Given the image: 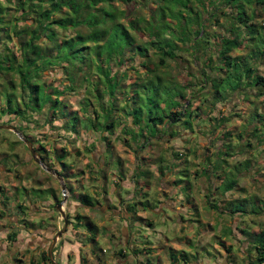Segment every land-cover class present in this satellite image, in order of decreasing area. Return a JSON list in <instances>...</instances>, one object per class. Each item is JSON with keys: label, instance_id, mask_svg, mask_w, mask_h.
<instances>
[{"label": "trees", "instance_id": "trees-1", "mask_svg": "<svg viewBox=\"0 0 264 264\" xmlns=\"http://www.w3.org/2000/svg\"><path fill=\"white\" fill-rule=\"evenodd\" d=\"M187 1L160 0V8L151 5L153 0L0 1V118L36 121L32 117L41 114L46 106L44 124L61 119L57 127L64 133H77L78 126H88L102 149L100 156L105 157L112 152L108 136L113 131V111L120 103L129 109L127 114L139 135L159 133L160 138L168 130L170 136L176 134L172 127L178 124L189 129L192 116H198L205 101L210 105L232 102L236 106L240 101L249 103L252 96L257 106L248 104L252 109L247 120L252 127L248 131L264 139V130L259 129L264 127V20H257L254 9L261 7L264 0H238L244 4H238L241 12L237 14L213 6L215 0H204V5H209L207 13L194 16L183 12ZM223 1L230 4L234 0ZM242 5H250L251 12L246 13ZM122 65L125 68L121 70ZM56 68L67 80L61 89L40 79L41 74ZM223 82L226 84L219 91ZM80 84L84 90L79 108L67 110L60 94ZM16 88L20 93H15ZM194 95L198 100L195 105ZM7 119L0 123H10ZM12 126L21 131L20 126ZM22 136L32 142L41 163L61 176L69 192L67 199L76 198L84 208L102 214L94 207L97 200L91 194H71L67 183L70 166L65 161L70 152L65 146L45 149L39 139L24 132ZM147 136L135 149L144 146ZM126 140H122L123 144ZM84 152L88 153L86 146L75 148L73 154L78 157ZM53 162L59 169L52 167ZM203 164L210 165L206 158ZM229 172L221 185L223 191L235 184ZM57 187L60 189L58 183ZM17 193L23 195L24 187ZM30 194L34 200L52 194L53 201H60L51 188L31 187ZM135 205L131 202L127 208L135 211ZM17 207L25 208L22 204ZM262 209L252 201L249 212L258 214ZM236 211L244 210L236 206L229 212ZM74 219L86 231L93 229L87 240L95 243L90 218L75 211ZM24 220L18 222L31 229L35 226L33 221ZM53 232L48 231L50 235L44 238L50 240ZM242 232L247 257L251 258L248 264H264V228ZM15 236L16 232L10 231L6 238L13 241ZM170 258L175 261L174 255L170 254ZM40 261H48L46 249L41 251Z\"/></svg>", "mask_w": 264, "mask_h": 264}, {"label": "crops", "instance_id": "crops-1", "mask_svg": "<svg viewBox=\"0 0 264 264\" xmlns=\"http://www.w3.org/2000/svg\"><path fill=\"white\" fill-rule=\"evenodd\" d=\"M137 61L135 58V65ZM124 68L122 65L121 70ZM171 69L173 67L169 71ZM40 79L58 89L67 83L60 68L41 74ZM83 90L84 86L80 84L71 91H63L59 99L66 103L67 110H77ZM15 93H20L18 88ZM192 97L193 105L197 104V95ZM207 98L211 99L210 96ZM128 110L120 103L113 111V131L108 136L112 152L105 157L100 156L102 149L95 134L86 125L78 126L77 133H66L67 137L72 136L70 142L76 140L71 144V149L66 147V141L59 142L62 139H59L58 133L63 130L57 126L61 119L44 124L43 115L48 112L46 106L42 107L41 114L32 117L36 121L25 122L11 116L10 123L21 127V131L14 127L19 133L24 132L32 139H37L35 134L32 135L34 130L37 134H43L39 140L44 143L45 149L65 146L69 150L65 161L70 166L67 170L71 176L67 183L71 194L76 196L89 191L97 200L94 207L102 211L98 221L101 224L97 225L95 220L99 216L81 206L76 198L66 199L76 211L90 218L95 228V243L87 240L93 229L92 232L86 231L69 220L71 230L56 241L52 256L56 253L61 259L62 252L66 256L70 250L73 255L70 264H238V260H232L234 245L240 241L247 245L242 229L256 231L264 228V139L249 134L248 129L252 126L247 120L251 107L243 101L236 102V106H232V102L221 101L210 105L205 101L199 108L198 116H192L189 129L178 124L172 127L176 134L170 136L168 130L160 138L159 133L156 136H147L146 132L139 135L138 128L132 125L131 117L127 114ZM126 130L133 133L124 132ZM83 134L86 137L81 138ZM146 136L144 146L135 149ZM123 139H127V143H124L126 146ZM250 144H253V148H261L256 157L248 146ZM84 146L88 153L74 156L75 148ZM14 154L12 152L13 159L9 160L13 165L8 161L4 167L0 165V171L8 170L7 177L14 179V193L24 187L23 195L17 193L15 198L18 204H24V209L29 210L32 206L53 201L52 194L32 199L28 188H51L57 194L55 177L54 185L39 182L23 185L18 178L17 168L25 159L18 160ZM4 156V153H0V158ZM205 158L210 165L203 164ZM244 161L247 164L244 165ZM52 167L59 169L55 162ZM228 170V176L235 178V184L223 191L221 185ZM180 175H186L189 180L184 182ZM252 201L260 208L263 206L258 214L249 212ZM131 202H136L135 211L127 208ZM162 206L171 210L170 220L173 223L170 240L155 228ZM236 206H241L244 211L229 212L230 208ZM195 221L197 231L185 235L183 230ZM142 228L147 229L150 238L134 244L135 234ZM5 229L0 232L2 235L7 233ZM42 229L45 237L50 235L45 234L49 231L47 228ZM99 241L103 242L104 248ZM170 254L174 255L175 261L171 260ZM245 255L247 257V253ZM248 259H251L250 256Z\"/></svg>", "mask_w": 264, "mask_h": 264}, {"label": "rangeland", "instance_id": "rangeland-1", "mask_svg": "<svg viewBox=\"0 0 264 264\" xmlns=\"http://www.w3.org/2000/svg\"><path fill=\"white\" fill-rule=\"evenodd\" d=\"M153 1L154 3H152L151 5L154 4L157 5V7L162 5L160 0H153ZM150 2L151 1H149L148 3ZM204 4H205L204 0H188L186 4V8L183 9V12L191 16H194L195 14L205 15L209 9V5H204ZM238 4H244V3L242 1L234 0L231 1L230 4H225L223 0H215L213 6H217L218 8L223 9L224 11H228V12L233 11L232 13L237 14L238 12H241L239 10L240 5L238 6ZM128 6L131 7V4L129 3ZM249 6L242 5V8L246 13H250L252 10L251 8H248ZM254 9L257 14L256 17L257 20L263 21L264 4L261 7L254 6ZM52 74H56V72ZM225 84H226L225 82L221 84V86L219 87V91L224 87ZM250 97H251L250 102L247 104L251 105V107L254 108L255 106H257V100L256 99L254 100L252 96ZM6 119L11 120V118L7 116H2L0 118V121H5ZM13 124L14 123H8L7 125H13ZM263 128L264 127L260 126L261 130H263ZM58 134L60 135L59 139H62V141L59 142L65 143L64 141H66L67 143L66 147L71 149V144L75 143L76 140L70 142L71 141L70 138L72 136L67 137L66 136L67 134L64 132L61 133L59 132ZM32 135H34L35 138L37 139L43 137V134H37L35 130L32 131ZM82 137H86V135L83 134L81 138ZM247 143L248 142H246L245 144ZM248 146L251 147L254 157H256V155L261 152L260 147L253 148V144H250ZM12 152L15 153L14 155L16 159L18 160H21L22 158L25 159V161L23 163H20V165L17 168L18 169L17 175L19 173L18 178L21 180V183L23 185L26 186L36 182L44 183L45 185H47L48 183H49L48 185L50 184L54 185V183H56L55 180L56 178L54 179V176L46 172L44 169L40 167V165L34 162V160L30 157V154L27 148L25 147L24 143L18 139V136L14 132L8 131L7 129H0V153H4L6 155L4 156V158L6 157V160H2L3 159L2 157H1L2 159L0 158V165L2 167H4L9 160L13 159ZM9 163L13 165L11 161H9ZM7 175H8V171L6 169L0 171V232L3 231V228H6L5 230H7V233H9L10 231H15L16 236L13 241H8L6 238L7 233L5 235H2L0 233V264H50L49 261L39 262V258L41 251H44V249L47 248V245L50 241L44 238L45 235L42 234L44 233L42 228L45 227L49 231L55 232L56 230L60 229L62 225V220L59 214L53 208V204L56 203V201H51L48 204L37 205L36 207L32 206L29 210H26L24 208L23 209L16 208L15 206L18 205V199L15 200V198L17 197V192L14 193V189H13L14 179L8 178ZM179 177L182 178L184 182L189 180V178H187L186 175L184 176L180 175ZM55 187L57 189V195L61 200L62 199L61 191L60 189H58L57 184H55ZM28 190L30 191V187L28 188ZM183 191L185 190L183 189ZM87 193L90 195L89 191ZM63 194L65 195V202L62 205V209L65 213L66 219L68 220V223L65 228V231L61 234L60 238L71 230L70 227H72V225L70 224L69 220H72L75 223L77 222L74 219V212L76 210L73 208L71 203L67 202L66 200L67 191L65 189ZM2 197H4L3 198V201L5 202L4 204L2 203ZM20 201L21 203H23L24 200L21 199ZM28 207L29 206H27V208ZM97 210H101V209H97ZM88 213H90V211H88ZM96 215L99 216V213L98 214L96 213ZM24 218L26 219L24 220L26 222L33 221L35 223V226H33L31 229L29 225H24V223L17 222V219H24ZM99 218L101 217L99 216L96 218V220L94 219L95 222L97 221V225L101 224L98 222ZM170 218H171V210L168 207L162 206L160 208V212L158 213V216L156 217L157 222L155 223V228L158 231H161L162 235L167 237L168 240L172 238L171 223L173 222L170 220ZM28 226L32 232H30V230L26 228ZM196 231H197V223L195 221L192 224H188L187 227L183 230V233L185 235L188 234L192 235ZM99 232L101 234V231ZM47 233L48 232H46L45 234L47 235ZM148 234L149 233L147 229L146 230L144 228L140 229L138 232H136L133 243L139 244L141 241H144L146 237L149 239L150 234L149 235ZM67 237L71 241L73 240L71 236H67ZM99 245H101V247L104 246L103 242L101 241H99ZM246 247L247 245L245 244V242L243 243L242 241L235 244L233 249L234 258H232V260L233 261L238 260L237 262L238 264H248L246 263L248 261V257H246L245 255ZM58 249L59 247L57 248V250ZM62 256L63 257H61V259H58V255H56L55 253V256L52 257L53 260L58 264H62L63 262L66 264H70L69 262L73 258L71 251L68 250L66 256L64 255V251H63ZM178 261L179 260L177 259V262Z\"/></svg>", "mask_w": 264, "mask_h": 264}, {"label": "water", "instance_id": "water-1", "mask_svg": "<svg viewBox=\"0 0 264 264\" xmlns=\"http://www.w3.org/2000/svg\"><path fill=\"white\" fill-rule=\"evenodd\" d=\"M0 129H8V130L13 131L18 136V139L24 143L25 147L27 148V150L30 154V157L34 160V162H36L38 165H40V167L42 169H44L46 172L53 175L59 183L62 199L60 201L54 203L53 208L59 214V216L62 220V225H61L60 229L56 230L52 234V237L50 238V241H49L47 248H46V257H47L48 261L50 262V264H58L53 260L52 248H53L54 244L56 243V241L60 238L61 234L65 231V228H66L67 223H68V220L66 219L65 213L62 209V205L65 202V195L63 194L65 187H64V183L62 181V178L55 170L50 169V168L42 165L41 161L38 158L37 153L35 152V150L32 146V143L28 139L24 138L21 133H19L17 130H15V128L12 125L0 123Z\"/></svg>", "mask_w": 264, "mask_h": 264}]
</instances>
